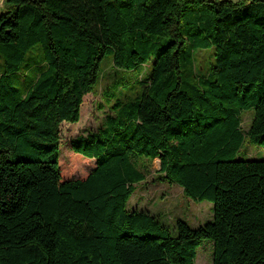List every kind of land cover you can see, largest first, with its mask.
Instances as JSON below:
<instances>
[{"label":"trees","instance_id":"1","mask_svg":"<svg viewBox=\"0 0 264 264\" xmlns=\"http://www.w3.org/2000/svg\"><path fill=\"white\" fill-rule=\"evenodd\" d=\"M4 0L0 10V264H264V0ZM214 49L208 75L195 55ZM37 73L21 85L34 54ZM150 71L140 96L70 143L93 160L62 182L60 125L80 119L102 60ZM254 111L246 133L242 114ZM213 219L173 231L129 211L145 162ZM76 170L88 168L72 158Z\"/></svg>","mask_w":264,"mask_h":264},{"label":"rangeland","instance_id":"2","mask_svg":"<svg viewBox=\"0 0 264 264\" xmlns=\"http://www.w3.org/2000/svg\"><path fill=\"white\" fill-rule=\"evenodd\" d=\"M0 0V10L3 6ZM224 1V0H209ZM234 4L244 3L246 0H226ZM197 4V0L192 1ZM32 60H28V66L23 67L19 76L21 85L32 80L39 67L40 55L35 53ZM214 62V49L201 51L195 55V71L201 75H208ZM3 62L0 58V75L3 73ZM149 65H146L140 72H124L112 65L110 57L102 60L99 69V77L93 88V93L83 98L80 109V119L77 123H63L60 125V148L58 162L61 171L62 182L68 180L84 179L94 167V161L88 160L75 154L70 149V143L78 138H86L89 134L96 133L104 127L108 116H113L111 108L115 103L134 102L141 93L142 85L145 84L149 74ZM254 117V111L242 114V131L244 133L250 127ZM72 158L77 162L80 160L88 168L76 170L71 166ZM239 160L264 161V148L254 144L245 143L238 154ZM148 167V174L145 182L136 185V190L127 203L129 211L147 212L156 217L159 223L165 228L173 231L178 221L186 223L190 228L197 229L213 219V204L210 202H194L186 198L183 190L176 185L169 184L163 180L159 171V161L142 163ZM195 264H212V243L203 241L197 249Z\"/></svg>","mask_w":264,"mask_h":264}]
</instances>
